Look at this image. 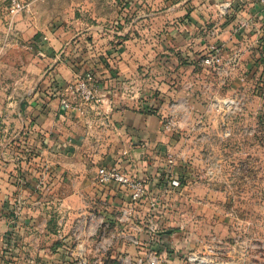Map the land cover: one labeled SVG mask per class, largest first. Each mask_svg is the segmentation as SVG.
Returning a JSON list of instances; mask_svg holds the SVG:
<instances>
[{
  "label": "crops",
  "instance_id": "crops-1",
  "mask_svg": "<svg viewBox=\"0 0 264 264\" xmlns=\"http://www.w3.org/2000/svg\"><path fill=\"white\" fill-rule=\"evenodd\" d=\"M40 1L31 3L38 24L24 34L38 57L35 75L22 87L30 91L36 76L37 84L21 93L22 106L0 104V246L13 251L10 264H79L81 254L86 264H132L140 254L128 240L138 237L145 250L165 254L166 264H184L201 238L168 230L150 241L137 231L155 214L152 200L132 203L116 185H98L97 170L115 166L142 181L150 199L162 195L157 215L163 209L190 231L196 222L197 232L211 219L206 204L213 213L221 208L222 191L237 188V176L245 187L264 191V13L258 0H56L61 9L81 2L92 20L84 28L57 22L50 29L42 20L53 2ZM224 3L229 6L221 15ZM211 44L224 58L239 56L225 84L213 70L187 66L198 64ZM84 63L95 67L90 103L68 88L87 70ZM13 91L0 87V95ZM234 92L255 101L261 96L258 117L204 118L205 98ZM62 98L76 109L65 111ZM169 120L187 130L164 131L162 122ZM226 125L251 133L227 137L221 133ZM205 169L212 174L208 182L200 178ZM172 180L181 188H170ZM62 225L71 230L61 231ZM75 239H86L82 253Z\"/></svg>",
  "mask_w": 264,
  "mask_h": 264
},
{
  "label": "rangeland",
  "instance_id": "rangeland-1",
  "mask_svg": "<svg viewBox=\"0 0 264 264\" xmlns=\"http://www.w3.org/2000/svg\"><path fill=\"white\" fill-rule=\"evenodd\" d=\"M27 7V10L17 16L10 17L7 14V4L3 1L0 3V87H11L14 89L13 95H0V104H5L6 102H11L14 105L19 104L21 101V93L29 91L28 87L23 89L22 84L29 80L28 75L33 77L35 73H33L31 67L34 60H37L38 57L34 56L30 50V39L31 37H25L24 34L28 33V30L32 31L33 26H37L38 24V16L35 13H32V4H36L37 2H41L40 0H22ZM50 3L53 2L52 6L43 14V22L50 29L52 26L60 22L65 26L70 25L71 22H77L78 27L76 28H84L85 25H88L91 22V16L85 10L84 5L81 2L77 4H70L61 9V6H54V3L57 4L56 0H48ZM5 5H4V4ZM32 3V4H31ZM6 7V10H5ZM31 7V8H29ZM2 9V12H1ZM34 9V8H33ZM74 26V25H73ZM75 28V27H74ZM39 32L37 30H34ZM91 35L88 33L85 35L83 33L84 41L88 42L91 40ZM88 66L86 71L93 72L91 65L86 63L82 64L83 66ZM192 65H200L202 68V64L197 63H189L187 66ZM30 67V70H28ZM81 67V68H82ZM91 67V68H90ZM84 69V68H83ZM85 71V72H86ZM94 73V72H93ZM34 80V81H33ZM36 78H31L30 91L33 92L34 86L37 84ZM10 90V89H9ZM159 93V92H158ZM238 95L241 97L239 100V105L242 107L241 111H235L233 114H219L215 111H209V115L206 117H213L217 120H222L223 122L227 121H241L244 119H249L251 117H258V105L261 103L260 97H257V100L253 99V96H248L246 92H234L232 95L222 94L220 97H230ZM212 97L205 98L204 105L208 106ZM25 103L24 100L20 102ZM250 104H253L250 108ZM16 106L14 107V109ZM249 108V109H248ZM254 108H256L254 110ZM246 114V112H248ZM4 111H0V119H5L3 116ZM16 114V111L12 112V116ZM207 114V113H206ZM261 114H264L261 112ZM201 116V115H200ZM18 118V116H14ZM185 127H174L171 131H177L179 135L185 132ZM222 134L225 131H228L232 134H240L251 133V128L246 130L243 127H230L228 125L222 128ZM1 131V130H0ZM172 161L177 158H170ZM206 170V169H205ZM206 171H202L200 174L201 180L203 182H208V179L212 176V174H206ZM243 176H237L236 185L237 188L233 190L222 191L221 194V208L216 207V212L213 213V207H209L206 204L205 209L206 214H208L211 219H208L206 224H203L202 227L198 230L195 228L197 226L196 222H191V231L189 224L187 228H183L182 226H178L173 224L175 220H172L165 217L163 214V209H161L160 213L157 215L159 211V206L161 203V196L157 195L153 196L149 200L155 202V206H152L151 211H155V214L151 215L150 218L146 220L144 223V229L148 228L151 224L159 231L158 235H155L154 240L152 242L159 241V237L165 231H177V232H185L193 237L196 235L201 238L199 248L197 250H190L201 253L202 255L208 256L209 259L216 264H264V191L253 190L245 187L247 186V181L242 180ZM180 181V180H179ZM198 182V180H196ZM181 183V181H180ZM179 187L178 189H180ZM177 189V190H178ZM217 195V194H216ZM214 198L211 196L210 199ZM146 202V201H145ZM207 202H213L207 200ZM180 220V217H178ZM215 218V219H213ZM176 220V221H179ZM192 221V220H191ZM194 226V227H193ZM88 227V226H87ZM61 231H64V227H60ZM66 230V229H65ZM71 229H67L69 232ZM85 230V228H84ZM64 231V232H66ZM113 231L110 228V232ZM233 233L232 237H230L229 233ZM191 233V234H190ZM187 234L182 235L183 237L187 236ZM221 236V237H220ZM86 239H75V245L77 247H85ZM113 241V240H112ZM150 245L151 243L148 242ZM151 246V245H150ZM135 248V247H134ZM150 248V247H149ZM137 252H141L139 249L135 248ZM6 257L3 261V264H10L14 260L13 251H5ZM138 256V255H137ZM135 256L134 258H136ZM163 264H166V260Z\"/></svg>",
  "mask_w": 264,
  "mask_h": 264
},
{
  "label": "built area",
  "instance_id": "built-area-1",
  "mask_svg": "<svg viewBox=\"0 0 264 264\" xmlns=\"http://www.w3.org/2000/svg\"><path fill=\"white\" fill-rule=\"evenodd\" d=\"M7 4V14L10 17L17 16L27 10L28 5H26L22 0H3ZM261 11L264 13V0H258ZM229 3H224L219 7V13L221 15L227 14ZM41 55V54H40ZM199 62L206 69L215 71L217 74L223 77L222 81L225 84V79L230 73L235 69L239 62V56L233 54L228 58H224L217 46L211 44L205 49L203 55L201 56ZM95 74L91 71H86L81 75L77 76L76 83L68 87L72 92L78 94L84 103H90L96 99V89H95ZM232 95V94H230ZM241 97L238 95L221 98L220 96H212L208 107L209 111H215L219 114H233L236 110L241 111L242 107L239 105V100ZM60 105L65 111H73L76 109L74 104H71L67 98H62L60 100ZM162 127L164 131H172L175 127L173 121H164L162 122ZM232 133L225 131L224 136H230ZM210 175L211 172H206ZM96 183L100 186L107 187L116 185L117 188L126 191L129 194L130 201L132 203L141 204L144 201L149 200V191L145 183L136 178L129 177L125 174L120 168L117 167H100L97 170L96 174ZM181 187L179 180H172L170 182V188L178 189ZM155 206V202L151 203ZM126 212H122L121 217L119 218L123 221L125 218ZM138 233H143L147 235L151 240H154L155 235L159 232L152 224L145 229H139ZM129 243L135 248L139 249V256L135 258L132 264H163L166 260L165 254L161 255L151 248H144V242H142L138 237L129 238ZM78 250L82 253L83 248L78 247ZM6 257L5 250L0 246V264H3V261ZM184 264H216L209 259L208 256L202 255L201 253L195 251H188L184 258ZM86 264L84 255L81 254L80 263Z\"/></svg>",
  "mask_w": 264,
  "mask_h": 264
}]
</instances>
